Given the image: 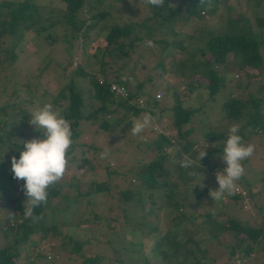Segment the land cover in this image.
<instances>
[{"label":"trees","instance_id":"1","mask_svg":"<svg viewBox=\"0 0 264 264\" xmlns=\"http://www.w3.org/2000/svg\"><path fill=\"white\" fill-rule=\"evenodd\" d=\"M57 1L63 5L61 9H51L48 5L41 6L30 0H0V71L4 72L2 79H0V148L7 149V156L9 157L19 158V149L23 145L17 139H12L15 132L8 129L6 123L5 109L7 106H14L15 110L21 115L27 112V106L35 109L44 103H52L63 109V114L71 122L73 132V144L67 155L74 151V147H79V154H82L80 148L82 144H76L75 142H79L83 127L87 128L88 125H94L96 129L112 134L118 128L121 133L126 131L130 133L131 125L128 121L126 122L127 115L135 116L147 111L154 118H159V113L153 112L149 108L150 106H159L158 99L153 96L150 97L148 88H143L145 81L152 80L151 76L146 75L145 79L136 81L134 91H129L128 80L134 78V65L128 67V74H123L126 69L125 63H128L136 47H143L145 41L149 39L154 41L157 46L159 45V51H163L172 42H177L176 46L181 45V39L176 40L174 38L180 36V33L189 28L194 29L195 25L201 23L202 27H198L197 32L198 36H203V41L200 46L194 47L190 51L192 57L198 55L201 58L195 60L191 58L192 62L187 64L188 66L184 60H180L177 64L180 69L188 68L190 70L189 76L196 74L198 80L199 78L203 80L202 82L197 81L196 87L205 90L210 99L225 86L224 77L219 74L216 68L224 64L229 53L236 59L237 67L244 68V70L246 68L264 71V61L261 54V50L264 49V15L259 14L261 2L264 3V0H233V3L230 0H205V3H201L200 0H165L164 5L161 7L149 5L147 0ZM241 2L242 5H240ZM139 3L146 7L148 15L139 19L138 22L130 21L129 18L136 11ZM117 6L123 8V10L120 11ZM235 6H238L235 17H226L222 31H214L213 28L203 27L205 17L213 16L219 7H223L227 11L235 8ZM239 6L242 7L239 8ZM112 13L115 14V18H112V22L106 23V18L111 16ZM251 20L254 21V28L250 24ZM58 25L65 30L62 37L59 38V41L63 43L60 49L63 61H60L62 65L59 67L63 70L62 72L68 69L67 76L65 75L66 72L63 75L66 81L63 82L62 89L59 90L60 100L51 96L47 97L45 90L39 92L35 84L30 87L28 78L27 80L25 78L27 82L24 80L22 83L17 82L15 79L18 78L20 73L26 74V72H21L25 66L20 60L24 58L25 50L28 47H19L17 44L22 40L23 33L29 29L37 37ZM156 26L162 32L169 34L172 39L167 40L160 37L153 40L152 34ZM94 27L97 28L94 35L100 38L101 44L94 45L91 54L92 56L99 54L97 58L101 65L99 76L89 72L85 69V66L77 64L75 61L73 67L70 64L81 41L88 37V32ZM76 37L80 38L79 43ZM44 38L52 44L56 42V39L47 33L44 34ZM32 41V44L26 42L28 45H24L31 47L30 52H35L37 50L34 44L35 37ZM35 42H37V39ZM107 64L115 65L111 75L110 71L105 68ZM154 65L160 69L162 68V70L164 69L162 60ZM24 71L26 70L24 69ZM37 77L33 76L32 78L36 79ZM260 77L259 75V81L256 83L255 88L246 92L245 97L231 91L228 92L220 104L225 111L224 117L239 123V135L242 136L243 141L249 139L250 136H260L264 133V82L260 81ZM77 78L86 79L90 90L82 92L78 89L74 83V79ZM110 84L121 87L125 91V95L120 96L118 93H113L109 89ZM233 87L238 89L239 83L236 81ZM167 90L168 88L165 92ZM21 94H24L23 98H21ZM171 94L174 100L170 108L171 124L174 127L173 135L164 133L162 126L158 128L155 126L156 128L153 127V131H151L150 126L153 124L151 123L147 130L153 136L148 141L141 138L133 142L130 136H124V144L129 145L131 148H137L139 152L151 151L152 156L146 161H136L133 166H130L127 171L129 173L127 185L116 189L115 202L110 205H114L123 220L128 221L133 218L132 223H136L137 226L141 225L140 234L152 239L150 256H142L139 264H205L202 257L203 250L198 246L199 240H193L190 235L182 241L177 239L180 233L178 225L196 218V215H185L183 207L190 197L198 198L200 196L199 188L202 187L203 192L207 190L206 187H203L200 174L204 166L209 168V171L214 168L209 165L208 157H215L216 153L223 152L228 134L210 130L203 133L204 138L213 142V145L206 152V156L199 161L201 151L198 152V148H195L196 142L185 139L192 130L190 127H183L200 110L194 107L181 106L178 95L174 91ZM160 95H162V92H160ZM18 96L21 98L19 102H15V104L6 102L7 97L18 98ZM179 97L181 98L180 95ZM137 98H141V105L136 104ZM92 101L97 102V106L94 108H92ZM117 108L122 109V114L119 116L114 113ZM112 114L111 120L105 118V115ZM244 128H247L245 133L242 132ZM31 132L36 133L37 138H44V134L41 137L39 136L43 131L33 129ZM171 137H173V140ZM167 148L173 149V151L169 153ZM108 153L111 154L113 151ZM112 156L111 154L110 157ZM184 156H189L196 161L192 168L184 169L179 165ZM0 159H4L1 153ZM80 159L84 162L87 161L84 158ZM95 164L92 167H102L104 169L107 167V163L106 165L103 163L104 166L100 164L95 166ZM105 172L107 174L116 173L113 170H105ZM189 172L193 174L189 175ZM122 174L125 175V172ZM236 183H239L241 188L237 187L228 199L232 207L238 204L241 208L238 212H243L247 218L237 219L235 214H226L224 210L202 211L198 214L203 218L200 223L204 224L208 238L216 239L220 234H226L230 237L231 242L224 247L225 249L227 247V249L222 254L224 257L222 264H230V258L238 259L240 264L244 260H247L248 263L253 261V264L255 262L264 264V204L260 202L257 204L256 202V199L264 194V187L257 188L253 192L250 188L252 183L244 177H241ZM19 184L23 187L24 181L20 180ZM68 185L69 183L66 186L62 179L51 185L48 189L47 201L32 208L30 214V204L24 194L23 203H17L11 208L10 220L7 216L4 217L5 224L2 223L3 220H0V240H2L0 244V264H16L15 259L19 256V248L25 244L28 249L23 257L24 263L22 264H56L50 262L53 258L50 259V256H48L49 252L47 251L52 249L51 245L44 252V247L40 245V242L29 239L30 235L36 232H40V239L48 231L51 232V238L59 234L57 223H54L55 219L50 217V220L43 221L42 213L47 208L49 200L57 197L63 187L71 195V202L76 201L77 196H81L85 202L89 203L86 197L92 193L107 192L109 190L104 182L91 181L86 190L75 194L76 186L70 189ZM115 185L113 187H116ZM108 197L112 199L113 193L111 192ZM156 200H158V203H155ZM145 203L150 205L144 210ZM245 204L249 205V209L242 207ZM223 205L225 206V204ZM164 206H168L173 212H168L169 215H172L168 219L171 221V226L160 234L161 222L158 220V213ZM133 209L137 212L131 211ZM130 212H133L134 215H131ZM55 213H59L58 210ZM248 213H251L250 216H248ZM91 214L94 221L100 218L97 213L93 212ZM35 219L37 221L33 223ZM67 219L66 216H63L58 226L63 228L68 226ZM113 219L108 220L110 222ZM86 222L87 216H83L75 226ZM123 232L120 233L119 241L125 238ZM109 235L112 236V232ZM64 236L62 235V238ZM114 237L117 238L118 234L115 233ZM62 238L59 245L66 241ZM85 240L68 238L71 243L67 251L72 253L73 257L80 259L79 264H107L105 257L98 254L90 255L82 251ZM134 243L136 242L133 241L129 245H134ZM124 250L126 249L121 244L119 254L125 252ZM129 251L134 252L136 250L130 249ZM196 252H199V254ZM38 258L43 261L38 262ZM153 258L156 259L155 263H151ZM186 259L189 263H185ZM113 261L121 264L115 256ZM233 262L234 260L231 261V263Z\"/></svg>","mask_w":264,"mask_h":264},{"label":"rangeland","instance_id":"2","mask_svg":"<svg viewBox=\"0 0 264 264\" xmlns=\"http://www.w3.org/2000/svg\"><path fill=\"white\" fill-rule=\"evenodd\" d=\"M36 4H40L41 6H49L51 9L62 8V4H60L57 0H30ZM233 3V0H230ZM242 5V2L240 3ZM233 6V5H232ZM48 7V8H49ZM137 9L132 13V16L129 18L130 21L138 22L139 19L148 15V10L146 7L139 3L137 4ZM238 7V6H237ZM231 8L226 11L223 7L217 10V12L213 16L205 17V22L203 23V27L210 29L213 28L216 30H223L225 26V20L227 16L235 17L236 8ZM242 6H239L241 8ZM264 3L261 2V10H259V14L264 15ZM117 8L122 11L123 8L117 6ZM45 9V8H44ZM115 14L112 13L111 16L106 18V23L112 22V18L114 19ZM251 26L254 28V21H250ZM191 27V26H189ZM198 27H202L201 23L194 26V29L189 28L186 31L180 33V36L175 37L174 39H181V45L176 46V43L172 42L169 44L163 51H159V45L157 46L154 41H151L149 44L148 41H145L143 47H136L134 53L130 56L128 63H125V71L123 74H128L130 67L132 64L134 78H130L128 80V88L129 91H134V85L136 81L145 79L146 75L151 76V81H145L143 88H148L149 96L154 97V94L159 91L162 92L158 99L159 106L149 108L153 112L159 113V118H154L150 126V130L153 131V127H163V132L166 134L173 135L174 127L171 124V105L174 103L172 97V91L178 95L180 99V105L183 107H194L199 109V113L193 115L190 118V121L183 127H190L191 132L188 134L185 139L195 141L196 146L198 148V152L205 151L207 152L212 148L213 142L205 139L203 133L207 131L212 132H226L228 134V129L231 125L236 124L239 125L238 122L229 120L224 117L225 111L221 108V101L227 96L228 92L233 91L235 94H240L243 97L246 96V92L252 91L256 83L262 80L264 82V71L263 70H244L236 66V59L229 53L225 59L224 64L221 67H217V71L221 76L224 77V88H222L219 92H217L211 99L208 98L205 90L196 87L197 81L202 82L203 80L199 78L196 74H190V70L186 67L180 69L178 67V62L180 60L186 61L185 64H189L193 60L198 57V55L191 56L190 51L192 48H197L201 45L203 41V36H198L197 29ZM65 31L61 26H55L53 28L48 29L47 34L49 36L54 37L56 42L52 44L51 42H47L44 38V34H40L39 36H35L32 30H27L23 33L22 40L19 41V47H25L24 58L21 59V63L25 66L24 69L26 74L17 73L18 78L15 79L17 82L22 83L25 78L29 81L30 87L33 84L36 85L37 90L46 91L47 97H55L59 99V90L62 89L61 86L66 79L63 78V75L67 71L64 72L61 70L59 66L60 61H63L61 57L60 49L63 45L59 38L62 37V33ZM97 28H91L88 32V37L82 40L76 53L73 55V60H71L70 64L73 67L74 61L77 64H81L85 66L89 72L96 74L99 76L100 64L98 61V56H92L91 51L94 45L101 44L100 38L95 36V32ZM35 37L34 41L36 51L30 52V46L26 42H31ZM164 37L167 40H171V36L162 32L157 26L155 27V31L152 34L153 40ZM32 38V39H31ZM78 43L80 41L79 37H76ZM31 39V40H30ZM30 40V41H29ZM27 44V45H24ZM262 58L264 61V49L261 50ZM159 60H162L163 70L162 68L156 67V64ZM188 66V65H187ZM264 66V63H263ZM68 67V66H67ZM66 67V68H67ZM115 65H105L110 71V75L113 74ZM8 74V72H6ZM28 74V75H27ZM247 74V75H246ZM4 75L3 71H0V79H2ZM33 76H38L36 79H33ZM11 77V76H10ZM13 78V77H11ZM25 80V82H27ZM239 83V88L235 89L233 84L235 82ZM74 83L78 87V89L82 90V92L89 91L90 87L87 84L86 79L77 78L74 79ZM166 88L168 90L165 92ZM181 96V98L179 97ZM21 98L24 97V94H21ZM18 98L7 97L8 104H15V102H19L21 99ZM155 98V97H154ZM92 108L97 106L96 101H92ZM90 103V105H91ZM39 104V103H38ZM139 105V104H138ZM55 107H58L54 105ZM27 112L24 114H19L17 110H15L14 106H7L6 111V123L8 125V129H12L15 134L12 139L18 140H29L32 138H37L35 136L36 133L31 132L34 129L32 125L28 123L30 120V114L34 108L32 109L30 106H27ZM91 109V108H88ZM116 116L122 114V109L117 108L114 112ZM149 114L147 111H143L138 115H127L126 122L128 121L133 126L132 122L137 118H142L144 114ZM264 114V110H263ZM111 116H106L108 120H111ZM150 123V124H151ZM158 125V126H157ZM149 126L147 128H149ZM155 127V128H156ZM145 129L143 133L140 135H133L132 132H120L117 128L113 134L102 131L100 129H96L94 125H88L87 128L83 127L80 134L79 142L82 146L80 147L82 150V154H79V147H74V151L67 155V159L69 160L68 165L66 167V171L62 178V182H65L66 186L69 183L68 187L71 189L73 186H76V193L83 192L86 190L90 182H104L109 190L107 192H98L92 193L88 197H86L89 203L85 202L82 197H76V201L71 202V195L66 192V189L63 187L57 197L51 198L49 200V204L47 208L43 210V221H48L51 219H55L54 223H57V227L59 229V234L53 236L51 238V232L48 231L45 236L40 239V232H36L33 235H30V240H37L42 245L43 251L45 252L46 248L50 247L48 256L52 259L50 262H54L56 264H79L80 259L78 257H73L72 253H69L67 250L70 246L71 241H68V238L72 240L76 239H86L82 245V251L87 254L94 255L98 254L102 257H105L107 264H117L113 261V257H117L121 264H139L141 257L150 256V246L152 243V239L149 237H145V235L140 234V227L136 223H132V219L125 221L122 219L121 215L118 214L117 209L114 205H110L115 202V192L116 189L123 188L127 185L129 177V173L127 172L130 166L136 163V161H146L150 159L152 156L151 151L139 152L137 148H131L129 145L124 144L125 137L130 136L132 141L134 142L137 139L143 138L145 141L151 139L153 134ZM35 130V129H34ZM247 128L242 130L245 133ZM42 132V130H40ZM125 131V130H124ZM95 133V134H94ZM40 133L39 136L41 137ZM44 137V136H43ZM173 137H171L172 139ZM173 140V139H172ZM245 144L251 143L255 145V151L253 155L242 162L245 172L242 177H244L247 181H250L252 185L250 186L251 191H256L257 188L264 187V133L260 136L253 135L250 136L249 139L243 141ZM126 145V146H125ZM133 146V145H132ZM93 148V149H92ZM107 150L113 156L110 157L111 154H108L104 159L100 158V152ZM168 152L171 153L173 149L167 148ZM116 152V153H115ZM0 153L3 155L4 159H0V220L5 224L4 217H9L11 215V208L13 205L23 203L22 198L24 197V191L21 184H19L20 180L14 178L12 169H11V159L12 157L7 156V149L1 147ZM222 153H216L215 157H208L209 165H212L214 168L210 169L205 167L203 168L202 173L200 174V179L203 180V187H206V191L203 192V188H199L200 196L198 198L190 197L183 207V211L185 215L192 214L196 215L194 220H187L178 225L179 235L178 240L182 241L188 235L194 240H199V248L202 249V257L205 264H222V260L226 249L225 245L231 242L230 237L226 234L219 235L216 239L208 238L206 233L204 224L200 223L202 221V217L198 216L202 211H219L224 210L226 214H235L237 219L244 218L246 215L243 212H238L241 208L238 204L231 206L228 197L229 194L225 193L224 197L220 200H213L211 196H209L210 190H215L218 188V181L216 179V173L222 169H224L227 165L226 162L221 158ZM80 158H84L87 160L86 162L82 161ZM18 159V158H17ZM100 164L102 166L103 163L107 167L104 169L102 167H92L94 164ZM95 164V166H96ZM105 170H113L116 173L107 174ZM125 172V175L122 173ZM131 182V180H130ZM116 184V185H115ZM237 187L241 188V185L237 183ZM115 185L116 187H113ZM236 187V188H237ZM113 193L112 199H109L108 195ZM8 196V197H7ZM66 196V197H63ZM73 196V195H72ZM264 194H261L257 199V204H264ZM16 202V203H15ZM158 203V200L155 201ZM221 203V204H220ZM225 204V206L223 205ZM149 203L144 204V210L149 206ZM10 207V208H9ZM109 207V208H108ZM228 207V208H226ZM245 209H249V205L245 204L242 206ZM53 208V209H52ZM228 209V210H226ZM58 210L59 213H55ZM65 210V211H64ZM65 212V214L63 213ZM133 212L135 209L131 210ZM173 212L169 209L168 206L162 207V209L158 213V220H160L161 229L159 231L160 234L166 228L171 226V221L168 220L172 215L168 214V212ZM97 213L100 217L97 221H94L91 217V213ZM133 212L130 214L134 215ZM238 212V213H237ZM250 212V210H249ZM63 213V214H62ZM252 213V212H251ZM250 213V214H251ZM248 213V216H250ZM138 215V214H136ZM168 215V216H167ZM66 216L68 219L69 225L66 227L58 226V223L61 221V218ZM87 216V222L81 223L78 226H75L76 223L79 222L81 217ZM53 217V218H52ZM168 217V218H167ZM114 218L109 222L108 219ZM116 218V221H115ZM247 218V217H246ZM9 219V218H8ZM10 220V219H9ZM8 220V223H9ZM134 220V219H133ZM137 220V219H136ZM168 220V221H167ZM37 219L33 221L35 223ZM124 231L125 238L122 241L120 239V233ZM112 232V236L109 235ZM115 233L118 234V237L115 238ZM62 235H65L62 238ZM66 239V241L59 245V242ZM136 242L134 245H129L131 242ZM2 240H0L1 244ZM123 244L125 252L120 253V245ZM28 247L26 244L24 246H20L19 248V256L15 259L16 264L24 263V256L27 253ZM130 249H135L136 251L131 252ZM116 250V251H115ZM118 252V253H116ZM199 254V252H196ZM33 256V253H32ZM31 256V257H32ZM237 256V255H236ZM30 259V258H29ZM39 259V258H38ZM37 259V260H38ZM159 260V259H158ZM230 260H234L233 263L230 264H240L238 259L230 258ZM43 261L39 259L38 262ZM49 261V260H48ZM156 259H151V263H155ZM185 263H189L186 259ZM248 263L247 260H244L241 264H253ZM44 264V263H43ZM53 264V263H52ZM257 264V262H255Z\"/></svg>","mask_w":264,"mask_h":264},{"label":"clouds","instance_id":"3","mask_svg":"<svg viewBox=\"0 0 264 264\" xmlns=\"http://www.w3.org/2000/svg\"><path fill=\"white\" fill-rule=\"evenodd\" d=\"M200 2L205 3V0ZM147 3L161 7L165 0H147ZM135 102L138 105L137 101ZM29 114L28 123L34 129L42 130L44 138L21 140L23 147L19 149L18 159L12 157L11 169L15 179L24 181L23 191L30 204V214L32 208L47 201L49 187L63 178L68 165L67 154L73 144V132L71 122L63 114V109L55 107L52 103H44ZM153 119L154 117L147 113L142 118L135 119L132 122V134L138 136L143 133ZM254 151L255 145L243 142L242 136L239 135V125H231L221 155L227 166L216 173L219 186L215 190H210L213 200L222 199L225 193L229 195L234 193L236 182L245 172L242 162L251 157ZM108 154L105 150L100 153V158L104 159ZM205 156L204 149L199 153V161ZM195 163L191 157L184 156L179 165L184 169H190ZM192 174L189 172V175Z\"/></svg>","mask_w":264,"mask_h":264},{"label":"built area","instance_id":"4","mask_svg":"<svg viewBox=\"0 0 264 264\" xmlns=\"http://www.w3.org/2000/svg\"><path fill=\"white\" fill-rule=\"evenodd\" d=\"M109 89H110L113 93H118V94H120V96H124V95H125V91H124L121 87H119V86H117V85L110 84ZM154 96H155V98H159V97H160V92L157 91V92L154 94ZM136 101H137V103H138L139 105H141V103H142L141 98L136 99Z\"/></svg>","mask_w":264,"mask_h":264}]
</instances>
